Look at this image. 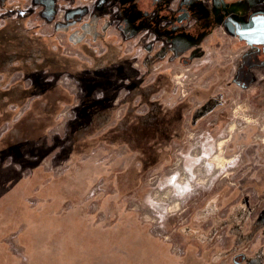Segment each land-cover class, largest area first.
I'll return each mask as SVG.
<instances>
[{"label": "rangeland", "instance_id": "rangeland-1", "mask_svg": "<svg viewBox=\"0 0 264 264\" xmlns=\"http://www.w3.org/2000/svg\"><path fill=\"white\" fill-rule=\"evenodd\" d=\"M157 5L0 30V264H264V43Z\"/></svg>", "mask_w": 264, "mask_h": 264}, {"label": "flooded vegetation", "instance_id": "flooded-vegetation-1", "mask_svg": "<svg viewBox=\"0 0 264 264\" xmlns=\"http://www.w3.org/2000/svg\"><path fill=\"white\" fill-rule=\"evenodd\" d=\"M88 1V0H81ZM137 0H94L92 5V10H89L86 6L77 5L80 9H83L82 19L86 14H89V19L85 20L84 23L90 21L92 17V12L94 10L100 12L99 15L104 17L105 13L107 16L112 19L113 23L116 20L124 19L128 13L124 11V6L126 2H131L135 4ZM158 2L157 7L150 11L146 15V20L144 23V27H146L145 32L147 33H155L156 27L163 28L162 18L163 16L169 15L170 17L174 16L177 22L181 23L186 30H192L197 35H199V39L202 40L203 37L207 34H210L214 29L215 23L222 21H227L232 24L235 28V24L233 21L229 19V16H232L236 19L243 27L252 26L254 21V17H258L260 15H264V6H256L244 9V7H240L241 10L235 11L233 9L232 3L229 0H225L227 3V11L228 14H225L224 7L221 3V0H211L212 4L210 7L205 9L204 13H195V11H191V9L184 8L185 0H156ZM116 8V10H115ZM65 11V10H64ZM135 7L132 8V13H135ZM131 14V13H130ZM136 14V13H135ZM138 14V17L141 16ZM66 18V17H65ZM194 18L193 23H190V20ZM251 20V22H250ZM62 21V20H61ZM249 21V22H248ZM248 22V23H247ZM81 23L80 25L84 24ZM189 24V25H188ZM240 36V35H239ZM241 37V36H240Z\"/></svg>", "mask_w": 264, "mask_h": 264}, {"label": "crops", "instance_id": "crops-1", "mask_svg": "<svg viewBox=\"0 0 264 264\" xmlns=\"http://www.w3.org/2000/svg\"><path fill=\"white\" fill-rule=\"evenodd\" d=\"M25 0H0V7L1 9V16H3L4 23L0 25V30L4 27L10 28L13 25H17L18 21L23 22L29 15H35L40 20L46 21V23H54L55 29H74V25L79 26L81 23H84L85 20L82 19V12L83 9L77 7V2L80 0H26V6H22ZM25 7V8H24ZM60 9L65 10V19L63 21L56 18L58 17V12ZM116 10V8H115ZM93 11V10H92ZM100 12L94 10L90 17H102L99 15ZM105 17H109L104 15ZM50 17H52L50 19ZM110 18V17H109ZM113 19V18H111ZM114 20V19H113ZM25 24V23H23ZM74 24V25H72ZM75 26V27H76ZM37 28L36 25L33 27H26L25 26V33L32 37V33H34V29ZM36 32V30H35ZM37 33V32H36Z\"/></svg>", "mask_w": 264, "mask_h": 264}, {"label": "water", "instance_id": "water-1", "mask_svg": "<svg viewBox=\"0 0 264 264\" xmlns=\"http://www.w3.org/2000/svg\"><path fill=\"white\" fill-rule=\"evenodd\" d=\"M224 7L225 14H228L227 3L225 0H221ZM229 19L233 21L236 28V33L242 38L246 39L249 43H264V15H260L257 18H253V25L248 27H243L236 19L229 16Z\"/></svg>", "mask_w": 264, "mask_h": 264}, {"label": "built area", "instance_id": "built-area-1", "mask_svg": "<svg viewBox=\"0 0 264 264\" xmlns=\"http://www.w3.org/2000/svg\"><path fill=\"white\" fill-rule=\"evenodd\" d=\"M93 3H94V0H88V1H85V2L80 0L76 4L80 5V6H86L89 10H92ZM58 15H59L58 19L63 21L65 19V11H64V9H61V11H59ZM88 19H89V14H86L84 16V20H88Z\"/></svg>", "mask_w": 264, "mask_h": 264}, {"label": "trees", "instance_id": "trees-1", "mask_svg": "<svg viewBox=\"0 0 264 264\" xmlns=\"http://www.w3.org/2000/svg\"><path fill=\"white\" fill-rule=\"evenodd\" d=\"M52 17H50V19H51Z\"/></svg>", "mask_w": 264, "mask_h": 264}]
</instances>
